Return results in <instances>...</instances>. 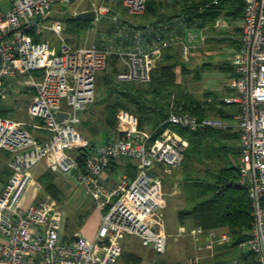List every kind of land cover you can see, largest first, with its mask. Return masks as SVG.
I'll use <instances>...</instances> for the list:
<instances>
[{"label":"built area","instance_id":"obj_1","mask_svg":"<svg viewBox=\"0 0 264 264\" xmlns=\"http://www.w3.org/2000/svg\"><path fill=\"white\" fill-rule=\"evenodd\" d=\"M76 1L0 0V95L6 78L25 80L33 90L28 114L49 134L46 142L39 143L21 123L0 117V152L9 155L10 171L0 187V264H116L120 241L126 235L138 237L156 254L165 253L168 236L157 230L155 220L164 204L163 184L151 172L156 166L164 173L180 167L188 142L164 125L191 132L217 129L238 133L237 183L250 203L251 228L238 244L243 257L224 264H264V0H243L239 46L230 59L233 95L222 99L235 109L231 122L199 119L172 105L166 121L159 125L162 130L148 132L138 127L135 115L119 110L116 126L121 137L93 151L76 126L80 112L94 101L96 77L107 67L108 58L114 56L123 65L117 80L147 84L163 49L180 45L186 59L190 46L178 33L179 22L137 27L116 14L111 17L110 31L100 35L94 45L72 46L53 13L56 4L69 6ZM113 1L129 14L143 15L149 0ZM91 5L96 23L103 10L95 2ZM47 32L58 37V48L45 37ZM61 113L66 117H60ZM72 151L87 152L83 168ZM118 158L137 160L135 178L120 176L113 187L99 183L102 172ZM44 159L49 160L53 173L85 187L100 213L93 239L76 235L62 241V213L57 202L26 200L25 193L33 183L32 168ZM190 235L196 240L195 251L185 264H201L204 250L231 243L228 233L205 231L200 226H194Z\"/></svg>","mask_w":264,"mask_h":264},{"label":"trees","instance_id":"obj_2","mask_svg":"<svg viewBox=\"0 0 264 264\" xmlns=\"http://www.w3.org/2000/svg\"><path fill=\"white\" fill-rule=\"evenodd\" d=\"M242 11L243 0H149L144 16L148 20L147 25L179 22L182 24L179 35L188 37L185 33L191 29L206 32L213 29L221 19L242 21ZM67 21H75V18ZM75 29L76 26L71 31ZM64 30L70 29L65 27ZM171 48L163 49L162 61L166 58L165 51ZM117 64L116 57L108 58L107 67L103 71L109 67L111 71L108 73L111 76L96 77V82L100 79L104 88L109 89L108 93L115 95L114 99L105 100L106 123L110 127L116 125L117 112L125 110L137 117L140 129L148 128L159 132L162 130L159 125L166 121L172 105L181 107L183 112L199 119L211 116L224 121L232 119L235 112L233 106L226 105L223 101L218 103L217 100L202 102L181 89L174 72L176 63L162 62V65L156 66L152 79L147 84L117 80ZM210 96L216 98L218 95L207 92L204 98ZM4 112L0 108V117H5ZM164 127H170L188 142L185 160L180 166L183 169L181 178L186 207L178 212L179 219L190 218L205 231L228 233L231 236L229 247L236 248L251 228L250 203L245 189L237 183L238 133L217 129L191 132L178 126ZM86 154V151H76L75 157L81 168ZM231 159L236 163L233 164ZM195 165L207 166L201 173L194 168ZM40 182L45 185L47 192L55 195V189L47 176L41 178Z\"/></svg>","mask_w":264,"mask_h":264},{"label":"rangeland","instance_id":"obj_3","mask_svg":"<svg viewBox=\"0 0 264 264\" xmlns=\"http://www.w3.org/2000/svg\"><path fill=\"white\" fill-rule=\"evenodd\" d=\"M171 1V0H166ZM97 3L103 10V15L101 19L94 23L93 20H84L76 18L77 13L81 10H90L92 9V3ZM57 12V16L54 18L55 21H58L62 27H67L70 29L69 31H63V37L66 39L67 43L74 46H83L90 47L95 44L97 39L103 33L109 32L111 24V17L114 15H118L122 20L132 24V25H143L147 23L146 17L143 15H132L127 12V10L117 1L113 0H78L75 3L69 6H61L56 4L55 6ZM114 12V13H113ZM63 20H62V19ZM72 18H75V21H67ZM224 20H218L213 29L206 30L204 35H208V38H204V35L199 36L197 39L193 37V29L187 32L188 37H184L183 41L186 45L190 46V53L186 59H184L181 55L180 45H174L170 50H166L164 53L165 60L162 62L165 64H174L176 63L174 72L177 75L176 82L180 85L181 89L187 92H191L192 96L195 99L201 100L204 102V96L207 91L204 90V82L206 81V85L211 88L212 86L219 85V73L214 71L215 65L219 59V56H216V52L219 50V41L215 42L212 37L219 36V38H223L222 32H224V25H221ZM240 20L236 21V24L239 23ZM76 26L75 31H71V28ZM192 35V36H191ZM199 35V34H198ZM190 36V37H189ZM50 41L52 46L56 48L59 47V39L58 37L50 32L45 34ZM219 40V39H216ZM162 54V53H161ZM169 57V59H167ZM210 66L209 70L206 68ZM183 68V69H182ZM203 74V81L196 82L198 77L195 78L196 73L199 71H205ZM111 69L108 67L105 71H101L98 73V77L109 75ZM34 75H40L41 72H34ZM7 83L2 89L0 95V108H2L5 112H28V105L33 95V91L29 85L25 83V80H14L11 81L7 79ZM225 84L219 85L218 90L225 89ZM225 91V90H224ZM223 91V92H224ZM109 92V89L104 88L103 82L99 79L96 82L95 96L94 101L92 102V107L88 110L87 121L89 122V129H92L93 133L97 132L99 129H102V114L101 112H106V101L111 98H115V95L112 96ZM228 92V91H226ZM228 94V93H227ZM225 93V95H227ZM218 97V96H217ZM65 109H66V104ZM8 119L14 121H20L17 119H13L11 116H5ZM31 118V117H30ZM26 123V118L22 119ZM29 122V121H28ZM83 131V130H82ZM232 163L235 164L236 161L232 160ZM45 162L46 159L38 162L32 169L31 173L33 178H39L43 172L45 171ZM210 165H213L212 163ZM207 166V165H206ZM206 166L203 165H195L194 168L196 170H200L201 173L205 170ZM182 167H177L171 170L168 176L164 179V185L162 188L163 191V207L157 212L155 216L157 230L161 233H167L172 235L168 238V246L167 252L174 258V264H183L184 257L177 254L176 247L177 243L174 242L176 238L180 244H186V246L190 243L194 244L195 239H193L190 235V230L195 225L194 222L190 220H180L178 217V212L185 208V197L182 188H178L180 186L179 183L182 182ZM47 180L52 182V186L55 189L52 196L51 193L47 192L45 189V185L41 182L34 181L28 188L25 193L26 199L29 198L30 194L33 193V190L37 188V199H53L59 205V209L66 220V229H65V237L71 236L76 230L81 229V224L85 220V217L88 210H91V199L88 195H85L83 186L78 184L73 178H69L64 176L65 178L55 176L53 174L47 173ZM69 182L70 185L64 184ZM174 185L176 189H174ZM29 201V200H28ZM89 219V218H88ZM87 219V220H88ZM85 220V221H87ZM185 220V221H184ZM81 221V222H80ZM182 222L181 227L176 230V223ZM184 221V222H183ZM80 222V223H79ZM88 223V222H86ZM128 237V236H127ZM128 238H126L127 240ZM132 239V242L136 243V239ZM125 240V241H126ZM151 254V253H150ZM154 260L151 264H155L156 261L160 260L162 254H156L153 252ZM180 263H176L178 261ZM147 262L144 261L143 264Z\"/></svg>","mask_w":264,"mask_h":264},{"label":"crops","instance_id":"obj_4","mask_svg":"<svg viewBox=\"0 0 264 264\" xmlns=\"http://www.w3.org/2000/svg\"><path fill=\"white\" fill-rule=\"evenodd\" d=\"M87 11H89V10L88 9L87 10H81V11H79V13L87 12ZM56 12H57V10H56ZM60 13H57V14H60ZM79 13H77V14H79ZM92 20H94V19H92ZM222 22L223 23L221 25H224V27H225V28H223L224 32H222V33H224L223 34L224 37L223 38H219V36L212 37L215 42L219 41V44H218L219 50H218V52H216L217 53L216 56L217 57L219 56V59H218L216 65H215V68L213 70L217 71L219 73V75H218L219 85L225 84L224 85L225 89L219 91L217 88L219 85L212 86L211 88H209L206 85V81H205L204 82V90L207 92L216 93L218 95V97H216V98H212V96L204 98L203 101H206L207 103H210V102L216 101V100L218 103H220V101H222V99H224L225 97L233 95V90L230 87V83H231V80L234 76V72H233V69L230 65V59H231L233 53L237 50V48L239 46V38L241 35L242 21L241 20L239 21L240 24H236V21L224 20ZM64 29H65V26H64ZM204 34H205V31H200V30L193 31V33H192V35H193V37H195V39H197L199 36L204 35ZM185 35H187V33H185ZM184 37H186V36H184ZM204 38H208V35H204ZM216 39H219V40H216ZM158 65H162V54H161V57L157 61V66ZM117 66H118L117 67L118 71L123 69V65L119 61H118ZM209 68H210V66H208L206 68V70H209ZM206 70L202 71V72L198 71L196 73L195 78L198 77L196 82H200L201 80L203 81L202 77H203V74L206 73ZM7 79H9V78H6L4 80V86L7 83L6 82ZM10 80L16 81L18 79H10ZM95 89H96V87H95ZM226 91H228V92H226ZM189 93L191 94V92H189ZM225 93L226 94L228 93V94L225 95ZM91 107H92V103L87 105L85 107V109L82 112H80V123L76 126L77 131L79 133H81L88 140L89 151H93L96 148H98L99 146H102L109 141L117 140L121 137L120 133L117 130L116 125L114 127H110V125H108V123H106V112H101L102 117H103L102 118V129L101 130L99 129L96 133L95 132L93 133L92 129H89V127H87L89 125V122H86L87 121L86 116L88 115V113H89L88 110H90ZM234 113H233V115H234ZM4 114H6L5 116H7V115L11 116L13 119H17L20 121H23L22 119L26 118V123L20 122V121H16V122L21 123L23 125V128L26 129L31 134V136L35 140H37V142L43 143V142H46L48 140L49 134L45 130H43L39 127L40 122L38 119L30 118L28 112H4ZM211 117L219 118V117H215V116H211ZM219 119H221V118H219ZM231 121H232V119H231ZM231 121H227V122H231ZM142 130L148 131V132L150 131L148 128H145ZM230 132H234V131H230ZM71 154L75 157L76 151H72ZM8 159H9V155L7 153L1 151L0 152V187L4 186V184L7 182L8 178L10 176V171L7 167ZM137 164H138V162L135 159H130V158L114 159L111 161L110 165L99 176L98 181H99V183H101L102 185H104L106 187H113L117 183V180L120 176H125L128 180H132L135 178L136 173H137ZM44 170L45 171L43 172V174L37 179L33 178V175L31 173L33 182L34 181L40 182L41 178L46 177L47 173L65 178L64 176L53 173L50 170L48 159H46ZM169 173H171V172H169ZM169 173H164L163 168L161 166H156L151 172L152 176L162 180L163 185H164V179L166 176L169 175ZM64 184H66L67 187H68V185H70V183L66 182V180H65ZM179 184H180V186L178 188H182V182ZM163 185H162V188H163ZM175 186L176 185H174V189H176ZM83 189H84L85 195H87L84 186H83ZM90 199H91V197H90ZM26 200L27 201L28 200L29 201L34 200L35 203L40 201L39 199H37V188H35L33 190V193L30 194L29 198ZM91 202L93 203L91 205V210H88V212H87L88 215H86L87 217H85V220H87L88 218L89 219L87 221L84 220L81 224V229L76 230L71 236L65 237V235H64L65 229H66L67 218H64L62 216V227H61V231H60V238L62 241H67L68 239H70L71 237H74L76 235H83L88 239H93L95 237L96 232H97L98 227H99V224H100V213L98 212V210H96L94 202L92 201V199H91ZM185 207H186V203H185ZM185 220L186 221L190 220L193 222V220L190 218H186ZM86 222H88V223H86ZM181 225H182V222L180 223L178 221L176 223V230H178L181 227ZM194 226H196V225H193V227ZM164 234H166L168 236V238H170L172 236V235L167 234V233H164ZM129 237L136 239L137 242L136 243L132 242V239L130 240ZM126 238H128V239L126 240ZM168 240H167V246H168V242H169ZM174 242L177 243V247H176L175 252L184 257L183 264H185L186 260L194 254V251H195L194 250V244L189 243L186 246V244H180L176 238L174 239ZM229 245L217 247L213 251L204 250L201 253V264H224V263H228L232 260L239 259L240 257H243L242 256L243 250L238 248V246L236 248H231V247H229ZM120 247H121V253H120V256H119L116 264H143L144 261L147 262L146 264H151V262L154 260V257L152 255L154 251L149 247H144L141 244L140 239L136 236L126 235L120 241ZM173 259L174 258L170 255L169 252H167V248H166V252L162 254L161 259L156 261L155 264H174ZM176 263H180V262L178 261Z\"/></svg>","mask_w":264,"mask_h":264},{"label":"water","instance_id":"obj_5","mask_svg":"<svg viewBox=\"0 0 264 264\" xmlns=\"http://www.w3.org/2000/svg\"><path fill=\"white\" fill-rule=\"evenodd\" d=\"M94 17H95L94 11L81 12L76 15V18L84 19V20H92L94 19ZM59 116L62 118L66 117V115L63 113L59 114Z\"/></svg>","mask_w":264,"mask_h":264}]
</instances>
